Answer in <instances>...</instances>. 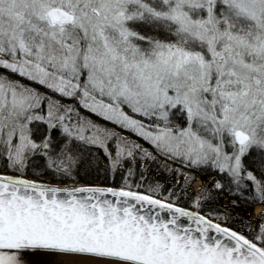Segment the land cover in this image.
<instances>
[{
    "label": "snow or ice",
    "instance_id": "1",
    "mask_svg": "<svg viewBox=\"0 0 264 264\" xmlns=\"http://www.w3.org/2000/svg\"><path fill=\"white\" fill-rule=\"evenodd\" d=\"M0 69V264H264V213L246 233L140 191L210 167L264 202V0H0ZM93 148L119 187L76 185Z\"/></svg>",
    "mask_w": 264,
    "mask_h": 264
},
{
    "label": "trees",
    "instance_id": "2",
    "mask_svg": "<svg viewBox=\"0 0 264 264\" xmlns=\"http://www.w3.org/2000/svg\"><path fill=\"white\" fill-rule=\"evenodd\" d=\"M92 121L96 119H102L101 117L88 113L87 115ZM92 155L94 160L99 161V167H93L90 171L85 173L81 170L78 180L76 183H101V184H112V185H121L123 180L122 176L116 174L113 176L110 172L105 170V159L102 149L93 148ZM176 167V165H172ZM4 169L0 166V172H3ZM7 174H13L12 172H7ZM28 176L34 177L29 171ZM37 178V177H35ZM42 179H48L50 181L64 183L70 182L72 184L73 180H61L59 177L53 179L51 175L45 176ZM137 181L140 178L137 176L135 178ZM180 178L174 175L168 170H161L155 164L151 166V169L145 172V179L143 181V187L140 191L147 192V189L150 185L154 186L159 183L161 188L159 189V196L161 198L168 197L170 192L175 189L176 196L173 197V201L178 200V204L183 206L198 210L204 214L212 216L213 218L218 219L221 222L229 225L233 229L239 231L243 229L246 233L249 231V225L247 221H252V228H258L261 220L259 219L260 215L252 217L249 215L247 210H245L242 205L252 206L255 203L249 204L241 199V193L236 188L235 185L230 184L229 180L223 175L218 173V171L213 170L208 167L205 170L199 171L196 173V179L204 180V184L198 187L197 192L193 190V183L190 185L184 186V191H181V188L176 187L177 180ZM221 183L224 187L216 188V183ZM203 188L204 194L208 196V199L201 200L199 207L196 206L197 196L199 195V190ZM136 190L135 188H133ZM196 193L197 195H189ZM235 204V206L233 205ZM262 214V213H261Z\"/></svg>",
    "mask_w": 264,
    "mask_h": 264
},
{
    "label": "rangeland",
    "instance_id": "3",
    "mask_svg": "<svg viewBox=\"0 0 264 264\" xmlns=\"http://www.w3.org/2000/svg\"><path fill=\"white\" fill-rule=\"evenodd\" d=\"M0 71H3L2 69H0ZM13 78H18V77H13ZM26 82V81H25ZM34 87H38L39 90L41 92L46 91L43 87H40L38 85H34ZM65 103H70V101H64ZM81 113L85 116L88 115V112L86 110L81 109ZM100 117V116H99ZM102 118V117H101ZM94 123H96L97 125L101 126V127H106L108 128L110 131L114 132L117 134V136H119L120 138H126L127 140L131 141V142H135V143H139L141 144L145 149L148 150H152V146L149 145L147 142H145L142 138H139L135 135V133L127 130V129H121L119 126H116L114 124H112L111 122H107L105 121L103 118L100 120L96 119L93 121ZM116 144L115 140H112L110 142V146L114 148ZM27 178L30 179H36L35 177H31V176H27ZM48 181V179H43ZM50 181V180H49ZM65 184H72L70 182H64ZM202 184H204V180L202 179H197L194 181L193 183V190H195L197 192L198 187L201 186ZM235 206V204H233ZM257 205H259V208L257 209ZM242 207L247 210V212L249 213L250 216L255 217L257 215H260L261 213H264V202H257L252 206L249 205H242Z\"/></svg>",
    "mask_w": 264,
    "mask_h": 264
},
{
    "label": "water",
    "instance_id": "4",
    "mask_svg": "<svg viewBox=\"0 0 264 264\" xmlns=\"http://www.w3.org/2000/svg\"><path fill=\"white\" fill-rule=\"evenodd\" d=\"M7 174V173H6ZM9 175H12V174H9ZM28 179H30V178H28ZM45 182H48V183H50V184H53V185H55V186H61V187H65V186H67V187H72V186H75L74 184H65V183H59V182H54V181H46V180H44ZM76 185H93V186H100V187H119V185H112V184H101V183H86V182H83V183H76ZM134 190V189H133ZM109 198H111V197H109ZM157 198H161V197H157ZM177 206H180V207H183V208H185V210H188V211H196V212H199V214L200 215H203V216H205L208 220H210L211 222H213V223H219V224H221V226L222 227H229V228H231V229H233L232 227H230L229 225H227V224H225L224 222H221V221H219L218 219H216V218H213L212 216H209V215H207V214H204V213H202V212H200V211H198V210H195V209H192V208H189V207H186V206H183V205H181V204H177ZM162 215H167L166 213H163ZM182 219H185L186 220V218H182ZM233 230H235V229H233ZM211 235H217L216 233H214V232H211L210 233Z\"/></svg>",
    "mask_w": 264,
    "mask_h": 264
},
{
    "label": "bare ground",
    "instance_id": "5",
    "mask_svg": "<svg viewBox=\"0 0 264 264\" xmlns=\"http://www.w3.org/2000/svg\"><path fill=\"white\" fill-rule=\"evenodd\" d=\"M256 207H257V209H258V208H259V205H257Z\"/></svg>",
    "mask_w": 264,
    "mask_h": 264
}]
</instances>
